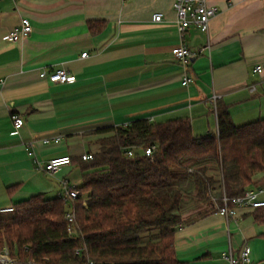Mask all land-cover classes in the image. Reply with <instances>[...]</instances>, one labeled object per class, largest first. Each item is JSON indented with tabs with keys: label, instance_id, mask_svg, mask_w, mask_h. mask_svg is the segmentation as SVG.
<instances>
[{
	"label": "crops",
	"instance_id": "obj_1",
	"mask_svg": "<svg viewBox=\"0 0 264 264\" xmlns=\"http://www.w3.org/2000/svg\"><path fill=\"white\" fill-rule=\"evenodd\" d=\"M174 1L0 0V204L53 198L79 186L82 154L99 152L100 140L111 134L97 128L182 118L195 136L216 134L214 94L237 125L264 118V73L254 71L264 66V0H207L218 8L209 31L192 26L184 38L197 53L186 69L189 84L171 51L181 42ZM156 12L164 13L162 21H153ZM23 17L32 32L8 41ZM90 20L105 26L92 33ZM58 68L76 80L56 83L40 75ZM12 113L25 120L17 135ZM55 137L61 139L43 142ZM60 155H70L72 164L55 173L42 168ZM251 187H264V173ZM263 215L264 207H237L229 217L209 209L176 231L177 256L188 264H229L224 253L247 244L252 264H264V222L257 218Z\"/></svg>",
	"mask_w": 264,
	"mask_h": 264
},
{
	"label": "trees",
	"instance_id": "obj_2",
	"mask_svg": "<svg viewBox=\"0 0 264 264\" xmlns=\"http://www.w3.org/2000/svg\"><path fill=\"white\" fill-rule=\"evenodd\" d=\"M88 24L92 33L105 26ZM217 116L218 132L204 136L182 118L95 129L111 134L92 158H81L76 233H68L63 197L35 195L0 216V253L9 248L15 264H188L175 250L188 201L217 211L223 194H243L264 173V118L237 125L221 102Z\"/></svg>",
	"mask_w": 264,
	"mask_h": 264
},
{
	"label": "built area",
	"instance_id": "obj_3",
	"mask_svg": "<svg viewBox=\"0 0 264 264\" xmlns=\"http://www.w3.org/2000/svg\"><path fill=\"white\" fill-rule=\"evenodd\" d=\"M174 10L177 15L176 25L178 28L179 36L181 42L172 48V53L180 64L185 69V75L183 77L182 83L189 84L193 81V78L188 75L186 69L192 62V58L196 56V52L184 42V38L188 29L192 26L198 28L202 32H208L211 20L218 14V8L214 5H210L207 0H175L173 3ZM153 21L160 22L164 19L163 12H156L152 16ZM32 22L29 17H23L21 22L15 26L7 35V39L10 42H19L24 38L28 37L32 32ZM87 52L82 55L85 56ZM254 71L257 73H264V66L258 64L255 66ZM42 77L48 78L52 82L56 83H68L74 82L76 80L75 74L70 73L65 68H58L50 72L43 71L40 74ZM4 80L0 79V84H3ZM255 86H252L251 90H254ZM219 95L214 94L212 97V102L217 106L219 100ZM11 121L13 125L12 134H18L20 128L25 124L24 118L18 113L11 114ZM130 123L125 122L122 126L126 127ZM61 137L55 138H44V143H49L51 141L58 142ZM33 142L26 144V149L28 154L34 156ZM155 150V145L148 146L143 150L145 155L151 156ZM134 148H129L127 154L129 156H134ZM92 153H84L81 158L83 160H88L92 158ZM72 164V158L70 155H60L54 156L44 162L42 168L49 172L55 173L63 166ZM264 193V187H248L243 194L238 196H227L223 194L221 204H217V211L225 216H233L235 209L237 207H246L250 209H257L259 206H264V200L260 198V195ZM58 196L63 197L66 204L65 219L68 221V233L70 236L76 233L77 217L76 209L74 206V199L79 196L78 186H66L65 190L61 192ZM216 201L215 198H213ZM16 210L15 205L4 206L0 208V213H14ZM77 253L80 254L78 250ZM224 257L228 260L229 264H252V257L250 247L245 244L243 245L237 253L233 250H229L224 253ZM15 259L10 256L9 248L5 247L0 253V263L1 264H15Z\"/></svg>",
	"mask_w": 264,
	"mask_h": 264
},
{
	"label": "rangeland",
	"instance_id": "obj_4",
	"mask_svg": "<svg viewBox=\"0 0 264 264\" xmlns=\"http://www.w3.org/2000/svg\"><path fill=\"white\" fill-rule=\"evenodd\" d=\"M6 204H0V208L4 207ZM210 209V206H208L207 204L201 203V202H197L195 201H188V205L186 206V208L183 210L184 212V219L186 221L204 213L207 212ZM13 213H0V216H8L11 215ZM11 256V254H10ZM12 259H15L16 263L19 262L16 254L14 253L13 256H11Z\"/></svg>",
	"mask_w": 264,
	"mask_h": 264
},
{
	"label": "water",
	"instance_id": "obj_5",
	"mask_svg": "<svg viewBox=\"0 0 264 264\" xmlns=\"http://www.w3.org/2000/svg\"><path fill=\"white\" fill-rule=\"evenodd\" d=\"M193 59V58H192Z\"/></svg>",
	"mask_w": 264,
	"mask_h": 264
}]
</instances>
